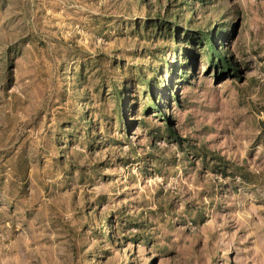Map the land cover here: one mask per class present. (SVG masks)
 <instances>
[{"label":"rangeland","instance_id":"obj_1","mask_svg":"<svg viewBox=\"0 0 264 264\" xmlns=\"http://www.w3.org/2000/svg\"><path fill=\"white\" fill-rule=\"evenodd\" d=\"M182 1L0 0V264H264V0H187L193 29H223L241 79L217 78L204 57L189 86L168 71L161 78L171 126L222 157L226 175L162 140V118L144 117L132 81L131 67L156 66L167 44L134 25L165 9L184 25ZM94 58L106 83L132 77L126 126ZM113 58L122 70L108 67ZM123 213L139 224L125 235L147 239L100 244V220Z\"/></svg>","mask_w":264,"mask_h":264},{"label":"trees","instance_id":"obj_2","mask_svg":"<svg viewBox=\"0 0 264 264\" xmlns=\"http://www.w3.org/2000/svg\"><path fill=\"white\" fill-rule=\"evenodd\" d=\"M199 1L202 3V0ZM181 6L185 7L186 9L183 10H186L189 15H191L189 16V19L185 21L184 25L179 23L177 13H170V11L166 9L164 10L163 16L158 13L155 17L143 19L134 25L135 33L138 36H140L139 30L141 29L146 38L151 37L153 34V37H160L167 44L165 45L166 47L157 49L159 55H152L153 59L158 62L156 66L141 65L139 67H131L134 74L132 75L134 76L133 80L132 77L123 78L122 81H118L119 79L117 78H110L109 82L106 83L104 75H101L102 69L100 60L94 58L87 63L93 64L95 69L99 68L97 74L101 78V90L102 92H109L107 95L114 103L113 114L115 115L119 126H126L127 113L130 106L131 110H134V104L130 105V100L132 99L129 95L130 91H128V82L132 80L133 82H137L136 84L141 87L142 100L144 102V117L148 118L156 113L158 114V117L162 118V121L164 122L162 125V133L164 135L162 140L165 139L169 141V143L176 144L181 149L182 153H186L187 157L191 156L189 152L192 151L193 155L199 156L204 167L209 166L208 160H216L217 162L222 163V165H213V163H211V169L226 175L228 166L223 158L219 155H215L214 157L210 156L208 158L206 152H200L193 146L187 145L188 141L182 139L177 134L171 126L170 121L161 110L162 105L160 104L159 97H161L163 89L165 88L164 81L161 80L162 74L166 71L171 72V75L173 74L176 76V80H178L179 84L189 86L190 79L194 77L193 71H195L196 62L201 57H204L207 60V71H213L217 78H221L223 75L231 76L236 79L242 78L238 63L231 55H229V51L222 43L225 39V35L222 31L223 29L216 26L212 27L210 24L205 25L203 28L197 27L193 29L190 24L193 14L190 9V4L187 0H183L180 3L179 8H181ZM171 41L174 47L172 48V52L169 55H166L164 53L165 49L169 48V42ZM108 67L112 71L122 70L123 64L113 58L109 61ZM83 71L84 65H81V71L77 77L79 85L84 82L82 77ZM166 87L167 99L171 101L175 100L178 104L179 101L176 98V94L170 90L169 85H166ZM96 92H98V90ZM133 98L132 101H135L136 97ZM145 118L141 122L146 126L148 122ZM92 123L93 122L87 115L79 118L78 121V126H80L79 128L82 133H85L89 146L92 145L93 140L97 138L96 135L92 137L90 134ZM70 127V124L62 126L63 129ZM157 130L160 131V128L157 127ZM198 151L200 153H196ZM131 221V218L125 216L124 213L119 217V224L110 215L103 217L102 220H100V226L95 233L96 240L100 241V244H108L109 246L117 245L118 248L124 247L128 242L137 245L142 242V239L146 240L147 238L142 237L139 233L131 235L132 237H129L130 235H125V231L128 232L131 228H139L138 223H133ZM107 254L110 255V253ZM123 264L131 263L127 262Z\"/></svg>","mask_w":264,"mask_h":264}]
</instances>
